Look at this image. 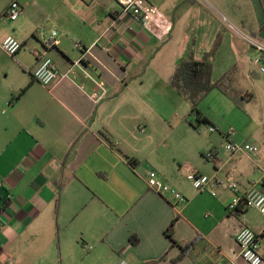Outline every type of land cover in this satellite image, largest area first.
<instances>
[{"label": "crops", "instance_id": "obj_1", "mask_svg": "<svg viewBox=\"0 0 264 264\" xmlns=\"http://www.w3.org/2000/svg\"><path fill=\"white\" fill-rule=\"evenodd\" d=\"M12 1L22 13L10 22ZM142 7L146 27L116 0H0V42L22 44L14 57L0 48V264H248L235 236L244 227L260 235L262 216L243 204L231 211L225 185L212 196L186 177L232 176L240 191L260 183L264 192V142L223 124L255 89L264 96L262 53L245 38L264 44V0ZM53 30L57 45L44 51ZM217 39L212 79L224 92L199 108L218 137L187 126L190 105L169 86L181 59L200 60ZM41 56L57 70L48 88L32 78ZM226 141L258 145L259 161L230 155ZM150 170L185 202L151 191Z\"/></svg>", "mask_w": 264, "mask_h": 264}, {"label": "built area", "instance_id": "obj_2", "mask_svg": "<svg viewBox=\"0 0 264 264\" xmlns=\"http://www.w3.org/2000/svg\"><path fill=\"white\" fill-rule=\"evenodd\" d=\"M120 5L122 12L125 14H131L135 20L141 24V27L147 26V21L144 19V9L142 7L143 0H116ZM22 9L16 1H12L8 6L5 13L7 21L13 22L21 15ZM58 34L53 30L47 35H42L41 44L44 51L54 49L57 45ZM247 42L260 50L264 56V44L258 40L245 36ZM0 48L10 57H14L21 50L22 44L12 36H6L0 42ZM38 55V54H35ZM264 73V67L261 68ZM32 78L43 87H50L57 78V70L52 60L46 56H41L39 63L32 73ZM105 91L102 88V96L105 95ZM143 132V129H140ZM209 132H214V128H209ZM226 152L230 155L238 152H246L251 155L256 162L259 161L258 152L259 147L256 144H235L233 142H227L225 146ZM206 160H213L214 156L212 152H206L204 154ZM264 173V168H261ZM187 180L192 184V187L198 192H209L212 196H215V188L220 185H225L226 188L234 194L232 202L229 206L231 211H235L236 208L243 204L249 209L256 210L263 218L264 223V192L260 188V183L253 184L244 191H240L238 183L232 176L227 177L224 181L217 178H210L205 175L191 173L187 175ZM147 187L165 197L174 200L176 203H184L185 198L175 188L161 181L155 171H149L145 179ZM264 186V184H261ZM235 241L240 248V256L248 264H264V253L261 252V245H264V229L259 235L252 231L250 228H242L235 236ZM85 249L90 250L91 247ZM117 264H129L127 261L121 259Z\"/></svg>", "mask_w": 264, "mask_h": 264}, {"label": "trees", "instance_id": "obj_3", "mask_svg": "<svg viewBox=\"0 0 264 264\" xmlns=\"http://www.w3.org/2000/svg\"><path fill=\"white\" fill-rule=\"evenodd\" d=\"M218 46L219 39L215 41L212 50L204 54L200 60H196L192 53H189L177 63L169 79V86L190 105L191 114L194 115L198 124H210L208 119L199 111V105L204 98L214 89L224 92L220 87L221 83L213 82L212 79L213 60ZM260 60L264 65L263 55H261ZM130 164L133 165L134 160H131ZM238 211L240 210L237 209ZM171 228L172 223L168 227V232H170ZM132 239L133 237H131ZM133 243L135 242L133 241Z\"/></svg>", "mask_w": 264, "mask_h": 264}, {"label": "rangeland", "instance_id": "obj_4", "mask_svg": "<svg viewBox=\"0 0 264 264\" xmlns=\"http://www.w3.org/2000/svg\"><path fill=\"white\" fill-rule=\"evenodd\" d=\"M253 51H255V53H260V50L255 49L252 50V52ZM257 62L259 67H263V63L261 61L257 60ZM260 79H262V81L264 80L263 77H261ZM254 92L256 94V97L251 103L246 105H243L242 103V105L240 106L238 105L236 107L235 114L231 115L230 117H228L226 121L223 122L224 130L233 132L234 135H237L240 139H242L245 142L263 143L264 142V110H262L261 107L264 105V96L261 89L259 88L255 89ZM199 111L201 112L200 108ZM184 118L185 119H183V121L191 129L198 131V133L205 136L211 135V133L209 132V128H214L213 125L198 124L195 120L194 115L191 114V107L188 109L187 115H185ZM212 133L217 137L219 136V133L218 131H216L215 128H214V132ZM263 166H264V161L262 163V167ZM255 172L262 173L258 168H256Z\"/></svg>", "mask_w": 264, "mask_h": 264}]
</instances>
